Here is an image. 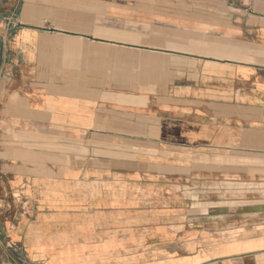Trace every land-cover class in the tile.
<instances>
[{"label":"crops","instance_id":"obj_1","mask_svg":"<svg viewBox=\"0 0 264 264\" xmlns=\"http://www.w3.org/2000/svg\"><path fill=\"white\" fill-rule=\"evenodd\" d=\"M122 1L133 40L0 0V264H264V188L176 186L264 179V0Z\"/></svg>","mask_w":264,"mask_h":264},{"label":"rangeland","instance_id":"obj_2","mask_svg":"<svg viewBox=\"0 0 264 264\" xmlns=\"http://www.w3.org/2000/svg\"><path fill=\"white\" fill-rule=\"evenodd\" d=\"M57 1V0H56ZM64 5H58L51 3V5H44L46 14L43 17L48 20L47 23L43 24V28L50 31H70L76 33H86L90 37L96 36V38L105 37L109 40H123L134 39L135 33L141 31L142 22L144 19H136L135 13H130V5L123 2L122 0H65ZM139 1V10L142 6L146 7L149 4H143ZM134 6V5H133ZM178 11H182V5L176 4ZM135 10L138 12L137 6ZM126 15H130L132 20H126ZM142 16L141 13H138ZM73 17V21L69 20ZM41 24V23H40ZM87 43L91 44L90 41L80 40L79 44ZM74 45V44H73ZM76 47V46H75ZM86 66L87 63H79L80 68ZM76 70V68H74ZM208 168H214L215 165H208ZM256 165L250 164H238V165H223V179L222 180H206L198 181L192 179L189 182L185 180L176 181V186L179 187H191L190 196L188 197L192 203L202 199V202L214 203L215 202V191L222 192V197L219 195V199L222 198L223 203L231 202V191H238L239 193H246L247 188L262 189L264 188V179L261 177H255L248 173V169ZM228 167V173L226 168ZM230 167L234 168L235 174H230ZM222 165H218L217 171L222 170ZM214 170V169H213ZM197 171V170H196ZM238 175V176H236ZM230 177H233L231 179ZM185 184V185H184ZM201 192L202 195L199 197L196 194ZM257 191V190H256ZM176 197V199H182ZM243 195H238V198H243ZM194 205V204H192Z\"/></svg>","mask_w":264,"mask_h":264}]
</instances>
